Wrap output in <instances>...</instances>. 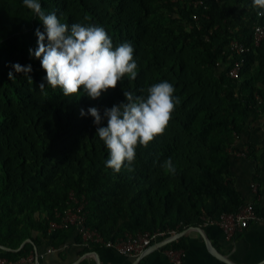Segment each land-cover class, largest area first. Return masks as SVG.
Instances as JSON below:
<instances>
[{
    "label": "trees",
    "instance_id": "obj_1",
    "mask_svg": "<svg viewBox=\"0 0 264 264\" xmlns=\"http://www.w3.org/2000/svg\"><path fill=\"white\" fill-rule=\"evenodd\" d=\"M189 1L39 0L45 14L55 13L69 27L98 25L114 47L131 43L136 79L126 76L92 100L82 91L66 97L47 86L40 60L29 56L42 22L23 0H0V245L8 248H0V257L15 261L45 242H79L71 228L47 231L71 190L86 199L87 224L110 240L179 221L182 231L197 227L201 216L235 213L244 205L232 184L229 148L250 121L264 117V39L244 53L238 79L226 75L238 58H228V46L232 39L249 44L253 23L264 26V16L257 15L253 0H204L202 6ZM15 63L31 64L32 82L15 73ZM217 63L225 67L218 70ZM9 71L16 79H9ZM162 81L174 86L180 103L164 134L147 148L137 146L132 170L125 161L116 173L106 167L108 149L93 118L81 117L80 110L97 107L103 115L126 102L124 91L146 97ZM168 159L175 174L163 167ZM258 194L253 208L264 219V192ZM165 247L186 245L179 238Z\"/></svg>",
    "mask_w": 264,
    "mask_h": 264
},
{
    "label": "clouds",
    "instance_id": "obj_2",
    "mask_svg": "<svg viewBox=\"0 0 264 264\" xmlns=\"http://www.w3.org/2000/svg\"><path fill=\"white\" fill-rule=\"evenodd\" d=\"M24 6L31 10L42 22L44 31L35 30L37 47L29 49V56L40 60L45 70L43 78L47 86L61 89L64 96L77 95L81 91L88 98L96 100L109 89H115L118 82L127 76L137 77V62L130 42L118 46L98 25L61 23L55 13L45 14L39 0H23ZM257 14L264 16V0H253ZM15 73H22L32 82L31 64L11 65ZM10 80L16 79L9 71ZM41 82L40 90L45 89ZM175 88L168 81L152 84L146 97L135 96L124 91L126 102L106 108L101 115L97 107L81 109V117L91 116L98 136L108 149L106 167L119 173L125 161L132 170L137 146L145 148L158 136L164 134L172 118L175 107L180 103L174 96ZM107 126H102L104 120ZM166 172L175 174L171 159L164 162Z\"/></svg>",
    "mask_w": 264,
    "mask_h": 264
},
{
    "label": "crops",
    "instance_id": "obj_3",
    "mask_svg": "<svg viewBox=\"0 0 264 264\" xmlns=\"http://www.w3.org/2000/svg\"><path fill=\"white\" fill-rule=\"evenodd\" d=\"M264 143V117L250 121L244 131L235 139L234 150L248 148V156H237L230 152V172L233 187L240 193L243 201L259 200L250 188L252 181H258L262 175V155ZM264 206V201L261 202ZM186 245L185 249H170L165 246L153 249V245L139 258L125 257L109 248L87 249L74 237L69 238L54 251L45 253L48 247L46 242L36 248L45 253L39 264H175L167 255L172 250L181 260L180 264H227L216 258L210 251L206 240L221 254L225 255L232 264H264V219L250 222L247 227L236 232L227 239L216 226L202 227L201 231L188 229L177 239ZM176 239V240H177ZM11 264H28L15 261Z\"/></svg>",
    "mask_w": 264,
    "mask_h": 264
},
{
    "label": "built area",
    "instance_id": "obj_4",
    "mask_svg": "<svg viewBox=\"0 0 264 264\" xmlns=\"http://www.w3.org/2000/svg\"><path fill=\"white\" fill-rule=\"evenodd\" d=\"M188 3L194 6H202L204 4V0H190ZM197 18V15L193 13L192 19L196 20ZM263 39L264 26L255 22L252 25V33L249 44L239 42L236 39L229 41L228 47L230 54L228 55V58H231L232 55H236L238 58L233 59L231 66L226 70V75L228 77L232 79L239 78V73L244 64V53L248 52L252 47L258 46ZM224 67L225 66L222 63H217L218 70H222ZM255 98L260 101L258 95H255ZM237 137L238 136H236L235 139ZM232 147L233 144L229 148V152H232L234 155L245 157L248 153V148L234 150ZM261 170L262 175L259 180L252 181L250 183V188L255 193L256 197L259 196V190L264 192V163ZM85 205L86 199L83 195L77 197L72 190L69 191L66 207L54 209L53 218L48 221L47 231L50 233L55 230L71 228L73 233L79 238V243L87 249H91L96 246L99 248H109L115 250L122 256L132 258H139L140 255L151 247V245H156L161 241L175 238L178 233L181 232L179 231V228L182 227V222L179 221L174 227L167 226L150 231L144 230L135 234L127 233L114 240L105 239L97 229L92 228L87 224ZM259 219L260 217L254 211L253 202H246L235 213H221L218 217L201 216V223L197 227H188L184 230L196 229L198 227L216 226L221 230L227 239H230L236 232H239L247 227L250 222L258 221ZM177 238L178 237L172 241ZM52 251H54V248L48 247L45 253H50ZM45 253H41L35 249L29 255L20 257L15 261L26 262L28 264H38L39 260L44 257ZM167 255L173 263H181L180 258L175 256L172 250H168ZM15 261L6 257H0V264H11Z\"/></svg>",
    "mask_w": 264,
    "mask_h": 264
},
{
    "label": "water",
    "instance_id": "obj_5",
    "mask_svg": "<svg viewBox=\"0 0 264 264\" xmlns=\"http://www.w3.org/2000/svg\"><path fill=\"white\" fill-rule=\"evenodd\" d=\"M195 230H197V231H201V228H196ZM185 231L186 230H182L181 232H179L178 233V235L176 236V237H180L182 234H184L185 233ZM175 237V238H176ZM175 238H172V239H169V240H164V241H161V242H159V243H157L156 245H154L153 246V249H158V248H160V247H163V246H165L166 244H168V243H170L173 239H175ZM27 241H29V239H25L23 242H22V244L20 245V246H22L25 242H27ZM206 242H207V244H208V247H209V249H210V251H211V253L216 257V258H218L219 260H221V261H223V262H225V263H227V264H232L230 261H229V259L225 256V255H223V254H221L219 251H217L209 242H208V240H206ZM0 248H3V249H8V248H6V247H3V246H1L0 245ZM36 249V248H35ZM34 249V250H35ZM144 253H146V251L144 252ZM143 253V254H144ZM142 254V255H143ZM141 257V256H140ZM136 260H138V259H136ZM134 261L132 264H135L137 261ZM38 264H39V262H38ZM97 264H99L98 262H97Z\"/></svg>",
    "mask_w": 264,
    "mask_h": 264
}]
</instances>
